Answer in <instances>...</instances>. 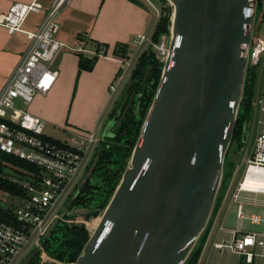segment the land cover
Returning <instances> with one entry per match:
<instances>
[{"label": "water", "instance_id": "1", "mask_svg": "<svg viewBox=\"0 0 264 264\" xmlns=\"http://www.w3.org/2000/svg\"><path fill=\"white\" fill-rule=\"evenodd\" d=\"M160 1L170 9L168 52L120 181L98 215L84 208L62 212L43 239L64 216L75 217L78 227L90 223L73 264H185L213 216L258 0ZM117 120L106 122L101 141L112 137ZM84 182L72 189L68 206Z\"/></svg>", "mask_w": 264, "mask_h": 264}, {"label": "built area", "instance_id": "2", "mask_svg": "<svg viewBox=\"0 0 264 264\" xmlns=\"http://www.w3.org/2000/svg\"><path fill=\"white\" fill-rule=\"evenodd\" d=\"M71 2L72 0H52L42 24L35 32L25 31L22 26L29 15L41 12L42 4L38 0L28 4H13L0 16V26L9 35L22 33L28 41L26 51L0 91V154L24 161L38 171L37 174L24 173L26 179L18 183L26 191V196L17 198L18 204L15 207L6 206L13 211L14 223L0 221V264H14V260L30 243L34 249L39 248L42 252L46 231L59 215L58 211L54 213L57 205L62 201L63 194L72 187L85 158L93 150L90 168L96 148L101 143L95 133L78 138L72 145L56 143L44 136V121L25 109L32 103L35 95L47 94L56 80L58 72L51 66L57 54L65 47L64 43L56 39L59 31L58 18ZM148 3L159 17V11L149 1ZM168 41V34L161 35L157 44L140 35L133 38L132 44L138 48L148 43L156 50L155 56L163 64L168 52ZM93 54L104 56L105 49L98 47ZM263 54L262 40L253 38L248 50L247 72L257 69ZM123 63L127 72L131 63L127 60ZM124 76L122 72L116 80L118 82L110 86L111 95L116 92ZM255 106L258 120L254 147L245 160L243 178L232 194L234 201H237L240 193L264 195V80L261 98ZM235 174L236 171L232 174L231 184ZM247 176L259 182L260 186H244ZM228 192L229 189L225 198L228 197ZM65 197H69V194ZM242 209L243 206L239 203L236 209V229L231 231L232 239L216 243L213 247L218 251L236 253L248 261L256 257L264 259V234L242 232ZM249 221L253 225L263 222L257 215H252ZM45 261L41 257L39 264Z\"/></svg>", "mask_w": 264, "mask_h": 264}, {"label": "crops", "instance_id": "3", "mask_svg": "<svg viewBox=\"0 0 264 264\" xmlns=\"http://www.w3.org/2000/svg\"><path fill=\"white\" fill-rule=\"evenodd\" d=\"M32 1L34 0H0V16L13 4H28ZM38 1L42 4V10L39 14H31L27 17L22 26L25 31L35 32L40 27L52 2V0ZM152 14V10L143 0H72L70 6L58 18L59 31L56 39L65 45L52 63L56 68L53 69L51 66L58 75L47 94L35 95L28 106V112L43 120L46 127L47 124L59 130L69 127L73 132L63 130V138H54L52 136L55 135L54 130H45V127L46 138L69 145L70 141L84 137L90 131L96 133L101 129L100 119L108 100L110 98L111 101L116 94L115 92L111 95L109 88L115 85L118 76L123 72L121 69L124 66L123 61H129L140 48L132 44L133 38L140 35L147 37ZM96 43L106 46L105 55L97 56L91 71H80L78 54L86 58L96 56L93 54L96 51ZM27 45L28 41L24 34L9 35L6 29L0 26V91L26 51ZM139 51L141 52V49ZM73 91L75 92L72 96ZM49 98L61 99L62 104L67 99L73 101L74 110L69 113L66 120L62 110L52 114L43 107V102ZM104 130L105 126L101 136ZM67 137L69 140L66 139ZM221 205L211 219L197 264H254L255 259L242 262L243 258L236 253L230 252V256L219 255L218 252H222L213 247L216 243L227 242L222 233H228L230 240L232 239L231 231L217 225ZM231 255H236L238 258Z\"/></svg>", "mask_w": 264, "mask_h": 264}, {"label": "trees", "instance_id": "4", "mask_svg": "<svg viewBox=\"0 0 264 264\" xmlns=\"http://www.w3.org/2000/svg\"><path fill=\"white\" fill-rule=\"evenodd\" d=\"M261 0H258V7ZM170 18V9L168 6L160 9L158 23L151 37V41L157 44L160 36L168 34ZM98 47L105 48L106 46L95 44ZM97 59V56L86 58L82 54H78V68L80 71H91ZM128 59V58H127ZM162 63L156 58L152 47L139 55L131 76L130 83L121 97L116 103L114 110L110 114L108 121L118 117L117 123L113 127L111 138H104L99 143L94 154V160L89 168V176L86 178L77 199L71 201L73 205H79L81 208L89 209L90 215H98L111 198L115 188L117 187L121 175L125 170L131 151L140 135L142 123L146 117L155 91L159 84ZM254 71H249L246 74L243 98L240 104L237 120L234 128L233 139L231 146H236L238 149L243 147L242 144V128L246 120L249 119L251 112V104L253 98V87L251 85ZM121 109L119 114L117 109ZM137 109V111H136ZM58 143V142H56ZM6 163L15 167L18 171H22L20 179H26L24 173L37 174V169L21 161L17 158L0 154V189L14 198H24L26 191L19 183H14L12 178L8 179L6 174H3V165ZM224 178L230 180L233 174L234 165L225 163ZM95 178L97 185H90V180ZM221 197H217L213 215L220 207ZM71 204L69 207H71ZM88 215V216H90ZM213 217V216H212ZM0 221L13 224L14 216L10 207L0 205ZM211 222L199 238L198 245L191 252L185 264H197L200 257L203 245L205 243ZM49 239L56 245L53 249L49 244ZM49 239L43 242L48 256L58 262L73 264L88 240V233L84 226L78 227L74 224H60L51 233ZM32 264H38V258L32 261Z\"/></svg>", "mask_w": 264, "mask_h": 264}, {"label": "rangeland", "instance_id": "5", "mask_svg": "<svg viewBox=\"0 0 264 264\" xmlns=\"http://www.w3.org/2000/svg\"><path fill=\"white\" fill-rule=\"evenodd\" d=\"M143 1L147 4V6L153 12V14L151 16L150 28L146 33V36L151 39V37L155 31L156 25L158 23V17L156 15L154 9L152 8V6L148 3V1L152 5H154V7L159 11V14H160V9L162 7L167 6V5L160 0H143ZM253 33H254V40L260 39V40H262V42L264 44V0H261V4H260L259 8L257 9ZM148 46H149V44L146 43L144 46L140 47L139 49H141V52H144L148 49ZM139 49L136 51V53L134 55L132 54L133 56L129 60L132 67L127 72L124 70L125 65L121 67V69L124 70L123 73L125 74L124 80L121 82L120 86H117L116 94L114 95L113 98H111V101H110V98L108 100V104L105 108V112L102 116V119H100L101 129H99L95 133L98 139H100L102 129L106 125V122L108 121L110 114L114 110L116 103L118 102L119 98L121 97L123 91H125L127 89L128 85L130 83L129 80H130L132 70H133L135 64L137 63L139 55L141 54ZM152 51L156 54L155 49L152 48ZM70 53H73V52H70ZM261 59L262 60H261L260 65L253 72L254 79L251 82V85L253 87V98H252V104H251V112H250L249 119L244 122L243 128H242V144H243V147L241 149H238L235 145L230 146L228 151H227L226 158H225V163L227 162V164L234 165L233 172L236 171V174H235V177H234L232 184H231V181H232L233 176L231 177L230 180H227L224 178L223 184H222L221 189H220L219 194H218V197H221V203L223 202V205H221V203H220L222 208L220 210V217H219L217 225L218 226L221 225L223 227V229H225L227 231H233L236 229V225H237L236 224V209H237V205L240 203L243 206L242 211L244 214V220L242 222V232L264 234V195L253 194V193H240L238 195L237 201H234L231 198L232 194L235 191V188L237 187L238 183L243 178V174H244V170H245V160L249 157V155L252 152L253 147H254V142H255V137H256V132H257V120H258L255 105H256V102L259 100V98H261V91H262L263 80H264V54L262 55ZM52 67H53V69L56 68L55 66H52ZM117 82L118 81H116V83ZM74 92L75 91H73L72 96L74 95ZM42 105H43V107H46L47 110L51 111L52 114H55L56 111L62 110L64 112V119L65 120L67 119L69 113L74 110L73 109L74 103L71 99L65 100L64 104H62L61 99L52 100L49 98L48 100H45ZM25 109L28 111V107H26ZM119 111H121V109L118 108L116 110V113L119 114ZM45 127H46V124H45ZM59 127H61V126H59ZM45 130H54L55 135L53 134L52 136L54 138H60V139L63 138V135H64L63 130L72 131L69 127H66L63 129L61 128V130H59V128L54 129V128L50 127V124H47V127ZM82 131H84V130H82ZM90 133H92V132L91 131L88 132V134H86L85 136L89 135ZM59 135H60V137H59ZM66 139L69 140V137H67ZM74 141L75 140L70 141L69 145H72L74 143ZM93 152L94 151L92 150L90 153V156L85 158L82 169L80 170L78 176L73 181L72 187L69 188L70 190H67V193L71 194V195L66 198L65 196L67 193L63 194V196L61 198L62 201L59 202L54 213H57V211H58L59 215H60L61 211L66 210V208H65L66 203H67V201L70 200V197L73 195L72 189L74 190L75 187H79L86 180V178H88V176H89L88 175L89 174V168L88 167L90 165V161L92 160ZM3 165L6 166L3 168V174H6V176L8 177L9 180H11L10 178H12L14 180V181L13 180L12 181L16 184L19 181L20 182L24 181V179H20L21 173H23L22 171H18L15 167H12L6 163H3ZM87 168H88V170H87ZM97 184L98 183H97L96 179L93 177L90 180V185L96 186ZM230 184H231V186L229 188ZM245 185L249 186V187L257 186V184H245ZM228 189H229L228 197L225 198V194H226ZM17 204H18L17 198L11 197L5 191L0 189V205L1 206L4 205V206L15 207ZM252 215L259 216L263 220V222L258 224V225L251 224L249 221V218ZM75 222H77L76 218L71 216L69 218H65V219L61 220L60 224H74ZM83 226L89 228L90 223L84 222ZM222 236L224 237L225 241H227V242L231 238L228 233H226V234L222 233ZM49 244L52 246L53 249L56 248V245L50 239H49ZM36 250H39V248ZM36 250L34 249L33 244L30 243L28 245V247L26 249H24L23 252L14 260V264H23L24 259L30 253H32ZM44 251H45V248L42 247L41 256H39V258L37 257L38 258V264H39V261H41V257L46 259V260L51 259L48 256V254L46 253V251L45 252ZM221 252L222 253L218 252V254L222 255V256H230L229 251H221ZM232 256L234 258H238L236 255H231V257ZM245 260L246 259L243 258L242 262ZM62 264H66V263H62ZM254 264H264V259L256 257Z\"/></svg>", "mask_w": 264, "mask_h": 264}, {"label": "flooded vegetation", "instance_id": "6", "mask_svg": "<svg viewBox=\"0 0 264 264\" xmlns=\"http://www.w3.org/2000/svg\"><path fill=\"white\" fill-rule=\"evenodd\" d=\"M77 199V198H76ZM70 201V200H69ZM68 203L69 202H67L66 203V206H65V208H66V210H63V211H61V213L63 212L64 214H66L67 212H70L73 208H81V206H79V205H73L72 206V204H71V207H69L68 206ZM65 218H68L67 216H64L61 220H63V219H65ZM61 220H60V222H61ZM43 244V243H42ZM42 247H44L43 245H42ZM36 250V249H35ZM45 252V251H44ZM34 253H35V256H34V258L31 260V262H30V264H32V261L36 258V256L39 258V256H41V251L40 250H36V251H34ZM40 262V261H39Z\"/></svg>", "mask_w": 264, "mask_h": 264}, {"label": "bare ground", "instance_id": "7", "mask_svg": "<svg viewBox=\"0 0 264 264\" xmlns=\"http://www.w3.org/2000/svg\"><path fill=\"white\" fill-rule=\"evenodd\" d=\"M245 184H257V186H260L259 185V182H255V181H253L251 178H250V176H247L246 177V179H245V183H244V186H246ZM246 187H248V188H255L256 186H253V187H249V186H246ZM91 226V225H90ZM89 226V227H90Z\"/></svg>", "mask_w": 264, "mask_h": 264}]
</instances>
